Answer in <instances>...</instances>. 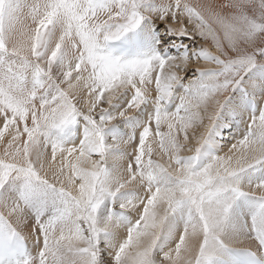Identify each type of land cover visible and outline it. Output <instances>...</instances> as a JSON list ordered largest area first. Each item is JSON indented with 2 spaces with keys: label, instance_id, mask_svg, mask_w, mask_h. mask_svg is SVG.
I'll return each mask as SVG.
<instances>
[{
  "label": "snow or ice",
  "instance_id": "snow-or-ice-1",
  "mask_svg": "<svg viewBox=\"0 0 264 264\" xmlns=\"http://www.w3.org/2000/svg\"><path fill=\"white\" fill-rule=\"evenodd\" d=\"M226 107L244 127L210 155ZM237 244L264 264V0H0V264Z\"/></svg>",
  "mask_w": 264,
  "mask_h": 264
},
{
  "label": "rangeland",
  "instance_id": "rangeland-1",
  "mask_svg": "<svg viewBox=\"0 0 264 264\" xmlns=\"http://www.w3.org/2000/svg\"><path fill=\"white\" fill-rule=\"evenodd\" d=\"M160 27H163V26L160 25ZM171 39H175L178 44L179 43H189V41L187 40L186 37H172ZM197 39L199 40L200 38L197 37ZM201 43L206 48H209L210 51H213V47H211L212 43L210 41L201 40ZM241 104L243 105L242 107H244V109L246 111H248V112L251 111L252 105H251L250 101L243 100V101H241ZM246 118L247 117H245V119ZM243 127H244V124L242 123L241 118L235 112L230 110L229 107H226L220 113V116L218 117L216 124H215V127L212 131L211 143L213 146L206 149V151L210 155H222V154L224 155L227 152L228 146H230L234 142V140L237 138V136L239 135V133L243 129ZM218 129H220V135H217V137L215 136L216 137L215 138L214 133H216L217 132L216 130H218ZM230 129H232V130L230 133H228V130H230ZM224 144H225V146H224ZM219 148H221V151ZM222 148L223 149L225 148L224 149L225 151ZM209 150H210V152H209ZM123 164H125V163H122V165ZM118 165H121V164L118 163ZM134 219H135V216L133 215V220ZM125 236L126 235L124 234V237Z\"/></svg>",
  "mask_w": 264,
  "mask_h": 264
},
{
  "label": "bare ground",
  "instance_id": "bare-ground-1",
  "mask_svg": "<svg viewBox=\"0 0 264 264\" xmlns=\"http://www.w3.org/2000/svg\"><path fill=\"white\" fill-rule=\"evenodd\" d=\"M195 2H197V0H193V3H195ZM199 2H202V3H212V4H220V3H223L224 2V0H199ZM208 41H210L211 43H212V41H211V39H209ZM213 51H215V49H214V47H213ZM243 106V105H242ZM244 108V107H243ZM204 124L205 125H207L208 124V121H207V119H205V121H204ZM231 130L232 129H230V130H228V133H230L231 132ZM200 131L201 132H203L204 131V129L203 128H201L200 129ZM217 132L216 133H214V137L216 136L217 137V135H220V129H218V130H216ZM213 137V138H214ZM215 137V138H216ZM220 137V136H219ZM218 137V138H219ZM213 146V145H212ZM224 146H225V144H224ZM222 147V146H221ZM220 149V151H221V148H219ZM223 149V148H222ZM225 149V148H224ZM223 149V150H224ZM225 151V150H224ZM209 152H210V150H209ZM223 152V151H222ZM223 155V154H222ZM117 163H120L121 165H122V163H125L124 161H119V162H117ZM124 165V164H123ZM245 212V211H244ZM124 234L125 235H127V233H126V231L123 233V237H124ZM124 238H126V236L124 237ZM246 248V244H237L236 246H234L233 247V249H245Z\"/></svg>",
  "mask_w": 264,
  "mask_h": 264
}]
</instances>
